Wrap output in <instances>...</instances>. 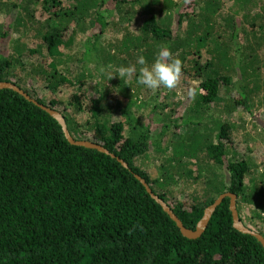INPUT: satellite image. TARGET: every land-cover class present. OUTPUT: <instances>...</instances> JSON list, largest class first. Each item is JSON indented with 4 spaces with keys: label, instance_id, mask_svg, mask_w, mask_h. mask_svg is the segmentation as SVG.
<instances>
[{
    "label": "trees",
    "instance_id": "16d2710c",
    "mask_svg": "<svg viewBox=\"0 0 264 264\" xmlns=\"http://www.w3.org/2000/svg\"><path fill=\"white\" fill-rule=\"evenodd\" d=\"M222 1L5 4L11 16L0 26V82L15 83L52 109L64 106L61 113L70 133L103 145L115 158L71 145L47 112L12 90H1L0 264H264L260 242L233 227L229 198L217 208L202 237L189 240L136 178L145 179L189 229L195 230L205 209L228 192L237 196V209L247 226L264 223V161L257 165L256 159L232 146L237 139L228 121H200L204 112L218 106L223 88L232 91L234 80L240 92L227 103L231 115L242 108L253 116L264 90L257 65L262 64L264 48L244 55L239 36L247 31L235 21L241 11L259 9L262 12L244 16L253 27L264 28V0H230L231 13L226 16ZM39 11L48 17L38 22ZM181 25H186L184 37L178 31ZM19 32L24 33L20 39L33 32L31 45L14 39ZM76 38L81 39V52L75 49ZM161 46L178 53L174 57L183 62L180 83L189 76L199 85L188 89L186 100L178 104L177 91L164 88L167 93L150 102L155 104L159 97L160 103L149 109L154 125H145L138 113L146 87L136 77L109 81L110 64L121 53L131 56L139 51L150 66ZM33 55L45 59L19 78L16 67H27L21 57ZM121 61L117 67L127 66ZM75 62L73 69L60 72L59 67ZM100 64L102 72L97 71ZM29 77L54 95L63 85L74 91L67 102L47 101L37 88L24 83ZM115 115L118 119L112 122ZM255 125L264 128L259 120ZM150 161L160 162L162 174L157 178L145 165ZM182 183L193 187L184 203L173 190Z\"/></svg>",
    "mask_w": 264,
    "mask_h": 264
},
{
    "label": "rangeland",
    "instance_id": "374dc122",
    "mask_svg": "<svg viewBox=\"0 0 264 264\" xmlns=\"http://www.w3.org/2000/svg\"><path fill=\"white\" fill-rule=\"evenodd\" d=\"M39 2H41L42 0H38ZM63 1H67V0H63ZM178 1V0H177ZM15 0H0V26L4 25L6 22L10 21V16L9 14H7V8L5 6L6 3H14ZM224 3L223 5V9L221 10L222 13L226 16L228 14L231 13V8H232V2L230 0H223L222 1ZM68 5V4H67ZM259 10V9H257ZM257 10H253L251 8H247V10L245 11H241L240 15L236 16L239 19H236L235 21L238 22L239 25H242L245 30L247 31V35H241L239 36V42L241 44V50L244 52V55H247L252 49H257V48H264V28H261L262 26L259 27H253V23L252 21H250L248 18H246L244 15H246L248 12H250V15H254L255 13H257ZM259 12H262L261 10H259ZM233 15V13L231 14ZM235 15V14H234ZM151 16V14H148L147 18H149ZM46 17H48L46 15ZM46 17L43 15L42 11H39V13H36V20L39 22L40 20H44L46 19ZM120 22V21H119ZM122 24H125V21L121 22ZM258 23V21H257ZM174 24V23H173ZM186 25H181L180 29L178 31H180L181 35L184 37L187 34V30L185 29ZM241 28V26H240ZM133 31H137L138 28L133 27L132 28ZM35 32V31H34ZM36 33V32H35ZM24 33L19 32L18 34L15 35L14 39L21 41L22 43H27V45H31L30 41H32L33 38V32H30L29 35L30 38H25V39H20L21 36ZM139 34V33H137ZM28 39V40H26ZM75 42L77 43V45H75V49L79 48L81 49V51H83V48L81 47V39L76 38L74 39ZM260 42V46H256V43ZM15 48V47H13ZM15 51V49H14ZM16 52V51H15ZM66 52L67 50L65 48H63V52L61 53L62 58L65 60L66 58ZM205 52V51H204ZM141 53L139 51H135L131 56H123V54L121 53L118 57V59H121L122 61L124 60L126 65L128 66L129 64H135L137 61V57L140 55ZM178 53L174 54V56H177ZM204 54V53H203ZM19 56V55H17ZM261 59H262V64L257 63V65L260 68L261 71V75L263 77L264 80V49L263 52L260 53ZM45 59V57H42L41 55H33V57H21V61L23 62H27V67L25 68V70H22L21 68H19L18 66L16 67V70L18 71V77L23 79V77H26V75H28L32 69V66H39L42 64V61ZM118 59L115 61L114 64H110V71L109 73L111 75H117L115 69L118 68L116 66ZM245 62H249L250 58L247 57H243L242 58ZM121 61V62H122ZM77 62H75L74 64H70V63H66V65L59 67L60 72H62L63 74H65L66 72H64L63 70H67V68H71L73 69L74 66H76ZM23 65V63H21ZM242 65L244 63H241ZM102 64L99 65V70L97 71H101L102 72ZM91 66V65H89ZM96 66V63H95ZM95 66H91L88 67L89 69H93V71L96 70ZM98 67V66H97ZM139 67V66H137ZM98 73V72H97ZM68 77H70V75H68ZM184 77H186V75H184ZM117 78H119L117 76ZM135 78V77H134ZM242 78V77H241ZM120 79V78H119ZM182 83L179 84V86L175 89L178 93L176 99H174V104H178V103H182L183 100H186V92H189V90L195 89L199 83L198 80H194L191 77H186L184 79H182ZM235 85L232 88V91L229 93L227 92L224 88L222 90V95L218 100V106H214L211 107L209 110H207L206 112H204V116H201L200 121L203 125H211L214 122H225L228 121L232 127H233V132L235 134V139H237V141H234L232 143V146H234L236 148L237 151H240V154H247L249 155L248 158H251L252 160L256 159V164L259 165L261 162L264 161V128H262V126H264L262 120L264 121V90H262L259 95L258 98L261 101V104L258 105L257 110L255 111L253 116H249L246 115V112L242 110V108H239L238 111L234 112L233 115H231V111L227 108V103L229 101V99L232 98H238L239 95L238 93L240 92L237 86L236 81L234 80ZM25 84H31L33 85L35 88L38 89V91L40 92V96L47 101H50L52 99H64V101H68L69 98L71 97V93L72 91H74V89H70L68 88L67 85H63L61 91L57 94L54 95L52 93H50V91L47 90V88L45 87V85L40 81H38L36 78H26L24 81ZM145 88V87H144ZM142 89V88H141ZM164 88H160L157 91H152L150 89L145 88V90H142V96L139 98V101H141V103H139V105H141L142 107L139 108V113L138 116H142L145 125H149V124H153L154 123V117L151 115L149 109L153 108L155 105H158L160 103L159 97L157 102L154 103H150L152 98H156L157 95H159L160 93H167V91H163ZM189 89V90H188ZM90 91H93V89H90ZM174 91V90H173ZM133 103H136V100H134V98L132 99ZM147 105H149V107L147 108ZM124 107V106H123ZM64 109V106H58V111L62 112ZM135 111V109H134ZM135 116V115H134ZM241 118L243 120H241ZM118 118L117 116H113L112 118V122L116 121ZM131 120V118L128 120V122ZM195 120H198L197 117L195 118ZM259 120V124L261 125L262 130L256 126V121ZM255 121V123H254ZM241 122V123H240ZM134 125H136V122H134ZM154 125V124H153ZM154 127V126H153ZM127 130H130L127 127ZM157 131L154 130V133H156ZM172 133V132H171ZM171 133L169 134V136L171 135ZM159 163L157 161V163L155 162H149V163H145V165L147 167H149L151 173H153V177L157 178L159 177L162 173L159 170ZM174 191L177 192V194H175L176 198L179 199L181 202H187L188 201V195L189 193L193 190L192 186L186 185L184 183H182L179 186H175V188L173 189ZM247 222V221H246ZM247 224L249 226H251L249 224V222H247ZM253 230L259 232L262 231L264 232V223L260 224H256V226H252L251 227Z\"/></svg>",
    "mask_w": 264,
    "mask_h": 264
},
{
    "label": "water",
    "instance_id": "95a60500",
    "mask_svg": "<svg viewBox=\"0 0 264 264\" xmlns=\"http://www.w3.org/2000/svg\"><path fill=\"white\" fill-rule=\"evenodd\" d=\"M12 90L21 96H23L26 100L32 102L45 112H47L51 117H53L61 126L62 131L64 133L65 138L67 141L77 147H82L86 149H92V150H97L101 153H104L106 155H110L112 158H115V155L110 153L109 150H107L103 145L90 141V140H79L76 139L69 131V127L67 124V121L64 117V115L55 109H52L50 107H47L41 103H39L37 100L29 96L23 89H21L18 85L12 82H0V91L1 90ZM118 161L125 167L129 168L128 164L124 162L123 160L118 158ZM136 178L142 183V185L145 187L146 191L148 194L163 208V211L168 214V216L176 223L177 227L179 228L181 234L189 239V240H197L202 237V235L205 233L210 220L214 213L216 212L217 208L223 203V201L227 198L230 199V212L232 214V219H233V227L240 233L245 234V235H251L255 237L260 244L264 248V236L257 231L253 230L251 227L247 226L243 220L241 219V216L239 214V211L237 209V196L233 193H224L220 195L215 202L207 207L204 211V215L202 219L198 222L196 229H189L187 228L182 220L174 213L172 208L167 204L163 199H161L158 195H156L153 190L151 189L150 185L146 182L145 179L142 177L136 175Z\"/></svg>",
    "mask_w": 264,
    "mask_h": 264
},
{
    "label": "clouds",
    "instance_id": "9594fccd",
    "mask_svg": "<svg viewBox=\"0 0 264 264\" xmlns=\"http://www.w3.org/2000/svg\"><path fill=\"white\" fill-rule=\"evenodd\" d=\"M115 71L117 75L109 74V81L117 76L126 81L136 77L138 84L154 92L160 88L172 91L180 84L183 76V62L178 57H174L167 46H161L150 66L145 56L139 55L135 64L121 65Z\"/></svg>",
    "mask_w": 264,
    "mask_h": 264
}]
</instances>
